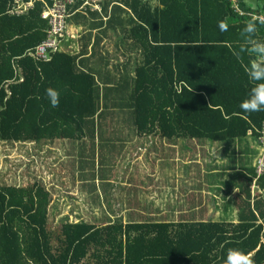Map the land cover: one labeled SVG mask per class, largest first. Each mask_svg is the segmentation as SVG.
Listing matches in <instances>:
<instances>
[{
  "label": "trees",
  "instance_id": "obj_1",
  "mask_svg": "<svg viewBox=\"0 0 264 264\" xmlns=\"http://www.w3.org/2000/svg\"><path fill=\"white\" fill-rule=\"evenodd\" d=\"M13 1L0 0V144L81 143L74 165L75 170L80 165L78 182L98 204L99 176L108 200L113 189L122 187L108 185L110 152L102 148L97 157L96 151L106 115L114 116L111 109L124 112L122 118L133 121L142 138L229 143L251 132L259 140L264 111L240 108L255 86L246 75L254 57L241 33L254 22L253 39L264 41V0H106L130 11L115 5L118 17L130 16L121 26L133 43L118 83L100 75L105 88L95 74L77 66L76 55L57 52L49 62L29 56L47 38L44 6L38 3L17 17L9 14ZM82 3L78 0L70 12ZM221 21L228 25L225 32L218 27ZM138 53L140 62L130 74ZM49 88L60 93L55 107ZM88 144L91 157L85 163ZM258 181L264 187V176ZM52 198L38 183L0 185V264H226L232 250L247 255L252 264H264V210L259 206L254 210L249 204V214L241 215L239 224L125 221L121 215L102 226L65 219L53 229Z\"/></svg>",
  "mask_w": 264,
  "mask_h": 264
},
{
  "label": "rangeland",
  "instance_id": "obj_2",
  "mask_svg": "<svg viewBox=\"0 0 264 264\" xmlns=\"http://www.w3.org/2000/svg\"><path fill=\"white\" fill-rule=\"evenodd\" d=\"M252 2H254V0H252ZM131 68L132 67L129 69ZM121 116L122 113L118 112V114H115V117L113 116L114 120L107 121L110 131L117 130L120 132L118 126L120 125L119 117ZM144 138H147L146 145L142 147L141 144H139V146L132 144L129 154L117 155L118 153H116V156L113 153L114 149L112 154H109V165L106 167L109 170L108 185L117 186L123 182V177H128L125 181L130 186L126 187L128 189L125 191L126 195L120 194V187L115 188L112 198L108 200L104 191L106 188L105 184L101 176H99L100 179H98L95 184L97 190L99 188L102 195L101 204L96 202V197L94 195L90 196V194L82 191L84 184L81 183L78 185V188L74 189V191L77 189L80 190L78 196L64 193L67 191L66 182H70L71 186L72 184L74 186V182L76 183L77 179L81 178V171L79 172V163L77 164L78 170H75V166L72 163L68 164L70 158L64 155L65 152L62 149L59 150L58 154L53 158L51 157L49 148L46 149L38 146L39 149L37 154L32 157L33 160H29L30 154H27L26 147L23 146L24 149L20 148L19 150L17 149L18 151L16 150L14 153H11L12 147L9 144H0V185H24L26 187H31L36 181L42 183L44 187L51 192L53 197L50 208V218L51 220L54 219L52 223L53 229H56L65 219H69L70 222L74 223L84 220L88 223L102 226L106 222L111 221V219L113 221L114 216L121 217V215L125 221L137 220L148 222H180L189 219L199 220L202 218H209V213L211 214L210 218H214L217 212L216 210H213V212L210 210L209 212L208 205L201 208L199 212H191L195 207L196 199L193 198L189 200L192 192L189 194L186 193L195 189L197 190V182L195 181L196 178H194V175L190 176L189 182L186 181L185 177L189 173L195 174L197 171H200V169L193 163L189 165L191 168L183 169L182 166L185 167V165H183L181 161H185L186 158L191 160L199 155L205 159V162L203 161L205 168L207 165H212L218 160L220 161L222 169L232 168V142H230V145L219 144L213 147L214 149L210 151L213 155L211 156L206 148L197 149V141L187 140V143L184 141H177V145L172 146L167 140L164 141L160 137ZM131 139L132 138L129 139V137L127 138V140L130 141L134 140ZM204 144H206V142L200 145L203 146ZM195 149L199 152L197 153L198 155L195 153ZM12 155L13 160L10 158ZM10 161H13V168L18 169L17 171H19L21 177H14V174L12 175L10 173ZM21 162L23 166H25V170L22 173L20 172ZM34 162L39 164L40 170L39 172L29 174L31 168L27 166ZM99 164H101L100 159L97 160L96 168L99 167ZM168 171L174 173V177L170 175L165 176ZM5 172H7V177ZM11 178L13 179L12 182ZM231 181L232 179L228 178L223 183V188L229 189L226 185ZM165 187L168 188L165 189ZM186 187L192 188L188 189ZM72 189L69 191L71 192ZM226 193H228V190ZM122 196H124V200L120 201V197ZM68 197H78V202L69 201L68 203L66 201ZM102 199L104 203H102ZM210 206L213 207V205ZM227 207L231 210L230 212L232 214V198L231 201L227 199L226 203H222L220 206V208L224 210H226ZM220 215L218 219L225 218L223 217V212ZM228 218L229 216L227 219ZM54 244H56V241Z\"/></svg>",
  "mask_w": 264,
  "mask_h": 264
},
{
  "label": "crops",
  "instance_id": "obj_3",
  "mask_svg": "<svg viewBox=\"0 0 264 264\" xmlns=\"http://www.w3.org/2000/svg\"><path fill=\"white\" fill-rule=\"evenodd\" d=\"M78 1V0H77ZM106 0H103L101 3V11H81V8H78L76 11L71 12L72 16L69 19V35L67 36L64 44H63V52L69 53L71 55L78 56L77 66L85 71L91 72L96 75L98 82L102 84V87L105 88V84H103V80L100 79V75H103L104 79L106 77H110V83H118L120 80V72L123 74L125 69L128 68L127 65L130 60V55L127 49H129L130 45L133 43L132 39L127 38V35L123 33L125 29L121 26L124 20L129 19V15H131L130 11L122 6L120 3H111L106 4ZM77 4V3H76ZM121 6L129 15H118L116 14L115 5ZM239 14H244L239 11ZM116 16L117 23L113 24L111 22V26L108 24L112 17ZM254 19H258V17H254ZM261 20L264 18H260ZM120 25H119V24ZM131 24L128 23L126 26V30L131 29ZM133 27V26H132ZM139 57V58H138ZM141 55L140 53L134 54L132 58L133 65L132 68L129 69V73H134V69L136 67V61L140 62ZM66 66V65H65ZM126 67V68H125ZM130 82V81H129ZM109 87V86H107ZM112 105V104H111ZM120 109H111V114L114 115L118 114ZM129 110V109H124ZM129 114V111H127ZM122 116L124 112H121ZM119 117L120 125L119 131L117 130H109V125L107 121L110 120L109 115H106V118L103 121V140L100 138L99 142H96V151L97 157H100V149L104 148L108 150L112 154V150H116L113 152L115 155H126L129 154V150L132 144L135 146H139L141 144L144 147L147 143V138L138 137L136 128L134 126L133 121L127 122V119H123ZM112 117L111 120H114ZM131 133V134H129ZM129 137L134 139L133 141L127 140ZM131 139V140H132ZM143 139V140H140ZM180 142L187 143V140L180 139ZM195 140L194 142H196ZM206 142L203 146L200 144ZM172 146H176L177 143L169 142ZM197 149L202 148L208 150L209 154L213 156L210 151L213 150V147L218 146L219 144H231L229 143H220V142H212L209 140L206 141H197ZM12 147V152L14 153L17 149L26 147L27 154H30L29 160H33L32 157L37 154L38 146L49 148L51 151V157L55 158V155L58 154L59 150H63L66 157H69L70 160L68 164L75 165V162L79 160V149L81 147V143L73 142L70 140H45L42 142H34V143H15L9 144ZM80 145V147H79ZM24 146V147H23ZM88 146L85 147V155L86 158L84 159L85 163H88L87 160H90L91 152L88 149ZM36 149V150H35ZM17 150V151H18ZM196 150V149H195ZM207 152V153H208ZM42 153V152H41ZM196 154L199 153L195 152ZM116 155V156H117ZM198 155V154H197ZM260 155V143L259 140L255 139L250 132L249 135L242 139H235L232 140V168L222 169L220 166V161H216L215 163H211L212 165H207L205 168V164L203 165V161L205 159L200 157L199 155L194 157V159L189 160L186 158L185 161H181L185 167L182 166L183 169L191 168L189 165L196 164L197 168L200 171L194 173H189L185 179L187 182L190 181V176L194 175L195 181L197 182V190L185 192L186 194H190V199H196L195 207L191 212H199L201 208L205 205H208L209 212H213L216 210L217 215H214V218H210L211 214L209 213V218H202L199 221H213V222H227L232 224H239L240 223V216L249 214V204L252 205V208L255 210L256 206L260 207V210H264V187L259 184V179H257L256 174V164L257 160ZM22 157V156H21ZM13 160V155L10 157ZM211 159V157H210ZM13 161H10L9 166L11 170V174L15 176L21 177L18 169H14L12 165ZM56 162V161H55ZM79 163V162H78ZM84 163V164H85ZM188 166V167H187ZM25 166L21 162V169L20 172H24ZM27 167L31 168L30 173L39 172L40 167L38 163H32ZM29 170V169H28ZM254 171V174H253ZM80 172V170H79ZM230 174V175H228ZM232 174V175H231ZM256 174V175H255ZM7 177V172H5ZM170 175L174 177V173L168 171L165 176ZM176 177V176H175ZM181 178V177H180ZM231 178L232 181L226 185L229 189L223 188V183L228 179ZM123 182L120 183L122 187L119 189L121 190L120 194L126 195L125 191L128 190L126 187L130 186L125 179L122 178ZM75 180V178H74ZM77 179L76 184L71 186L70 182H66L67 191L64 192L68 195L78 196L80 194V190L77 189L74 191L75 188H78L80 184ZM13 179L11 178V182ZM109 182V180H108ZM38 184L43 185L40 182ZM34 183V184H36ZM47 186V185H46ZM18 187H26V186H18ZM73 188V189H72ZM168 187H165L167 189ZM188 189L192 187H186ZM72 191L70 192L69 190ZM48 190V189H47ZM228 190V193H226ZM49 191V190H48ZM115 191V189H114ZM98 192L99 188H98ZM65 194V195H66ZM101 194V193H100ZM224 196V198H223ZM66 197V196H65ZM232 198V214L231 210L227 207L226 210L221 209L220 206L222 203H226V200L229 199L231 201ZM66 200V199H64ZM210 200V201H209ZM68 203L69 201L78 202V197H68L66 200ZM209 201V203H208ZM230 204V202H229ZM259 204V205H258ZM210 205H213L211 207ZM224 213L225 218L218 219L221 213ZM227 212H230L226 214ZM226 214V215H225ZM229 218L227 219V217ZM262 223V221L260 222Z\"/></svg>",
  "mask_w": 264,
  "mask_h": 264
},
{
  "label": "built area",
  "instance_id": "obj_4",
  "mask_svg": "<svg viewBox=\"0 0 264 264\" xmlns=\"http://www.w3.org/2000/svg\"><path fill=\"white\" fill-rule=\"evenodd\" d=\"M102 1L83 0L80 10L100 12ZM38 3L44 6L42 19L48 22L49 29L47 38L28 55L38 62H49L57 52L63 49V44L69 35V19L72 16L70 8L75 6L77 0H14L10 4L9 14L17 17L25 16L34 10ZM259 133L260 155L256 164L257 179L264 176V125Z\"/></svg>",
  "mask_w": 264,
  "mask_h": 264
},
{
  "label": "clouds",
  "instance_id": "obj_5",
  "mask_svg": "<svg viewBox=\"0 0 264 264\" xmlns=\"http://www.w3.org/2000/svg\"><path fill=\"white\" fill-rule=\"evenodd\" d=\"M218 27L221 32L228 29V25L223 21ZM256 31V24L250 21L241 33L248 45L249 55L254 57L246 68V75L255 86L251 89L249 98L240 104L241 110L245 113L264 111V41L253 39ZM47 96L53 107L58 105L60 93L57 90L49 88ZM226 264H252V261L238 250H232L228 254Z\"/></svg>",
  "mask_w": 264,
  "mask_h": 264
}]
</instances>
